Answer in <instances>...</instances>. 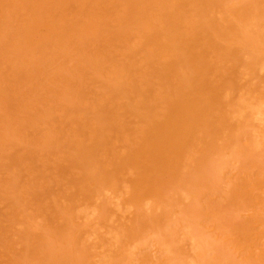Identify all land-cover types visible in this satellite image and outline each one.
I'll return each mask as SVG.
<instances>
[{"label": "rangeland", "instance_id": "rangeland-1", "mask_svg": "<svg viewBox=\"0 0 264 264\" xmlns=\"http://www.w3.org/2000/svg\"><path fill=\"white\" fill-rule=\"evenodd\" d=\"M98 1L0 0V264H264V0Z\"/></svg>", "mask_w": 264, "mask_h": 264}, {"label": "bare ground", "instance_id": "bare-ground-1", "mask_svg": "<svg viewBox=\"0 0 264 264\" xmlns=\"http://www.w3.org/2000/svg\"><path fill=\"white\" fill-rule=\"evenodd\" d=\"M15 1H16V0H15ZM36 1H37V0H36ZM76 1H77V0H76ZM81 1H82V0H81ZM97 1H98V0H97ZM99 1H100V0H99ZM99 1H98V2H99ZM19 2H20V1H19ZM69 2H70V1H69ZM108 2H109V1H108ZM252 2H253V1H252ZM5 3H7V2H5ZM32 3H33V2H32ZM32 3H31V4L29 3V5L34 6ZM62 3H63V2H62ZM85 3H86V2H85ZM100 3H101V2H100ZM47 4H48V2H47ZM53 4L55 5L56 3H53ZM53 4H52V5H53ZM59 4H60V3H59ZM79 4H80V3H79ZM128 4H129V3H128ZM8 5H9V4H8ZM14 5H15V4H13V6H14ZM54 5H53V6H54ZM73 5H74V4H73ZM77 5H78V3H77ZM116 5H117V4H116ZM136 5H137V4H136ZM48 6H49V5H48ZM69 6H71V5H69ZM74 6H76V4H75ZM82 6H83V5H82ZM142 6H143V4H142ZM19 7H21V6H19ZM50 7H52V6L50 5ZM55 7H56V6H55ZM60 7H61V6H60ZM65 7H66V6H65ZM77 7H79V6H77ZM97 7H98V5L96 6V8H97ZM114 7H115V6H114ZM135 7H136V6H135ZM247 7H248V6H247ZM12 8H13V7H12ZM22 8H23V7H22ZM29 8L32 9V8H35V7H30V6H29ZM74 8H75V7H74ZM80 8H81V7H80ZM100 8H101V7H100ZM105 8H106V7H105ZM108 8H110V7L108 6ZM138 8H139V6H138ZM155 8H156V7H155ZM18 9H19V8H18ZM35 9H36V8H35ZM46 9H47V8H46ZM83 9H84V10L86 9L85 6L83 7ZM111 9H112V8H111ZM139 9H140V8H139ZM145 9H146V8H145ZM36 10H37V9H36ZM49 10H51V9H49ZM53 10H54V9H53ZM60 10H61V9H60ZM90 10H91V9H90ZM148 10H149V9H148ZM12 11H14V10H12ZM27 11H28V8H27ZM30 11H31V10H30ZM45 11H46V10H45ZM55 11H57V10H55ZM66 11H67V10H66ZM72 11H74V10H72ZM76 11H77V10H76ZM79 11H80V10H79ZM79 11H78V13H79ZM129 11H130V10H129ZM195 11H196V10H195ZM38 12H39V11H38ZM63 12H64V11H63ZM81 12H82V11H81ZM114 12H116V11H114ZM114 12H113V13H114ZM134 12H135V11H134ZM22 13H24V11H23ZM40 13H41V12H40ZM78 13H77V15H78ZM248 13H249V12H248ZM32 14H33V13L30 14V15H31V16H30L31 19H33V18H32ZM20 15H21V14H20ZM79 15H80V13H79ZM82 15H83V14H82ZM86 15H87V14H86ZM89 15H90V14H89ZM125 15H126V14H125ZM247 15H248V14H247ZM247 15H246V16H247ZM73 16H75V15L73 14ZM80 16H81V15H80ZM91 16H93V15H91ZM97 16H98V15H97ZM112 16H113V15H112ZM119 16H120V15H119ZM238 16H239V15H238ZM249 16H250V15H249ZM4 17H6V15L3 16V18H4ZM21 17H22V16H21ZM33 17H34V16H33ZM35 17H36V16H35ZM39 17H40V16H39ZM58 17H59V16H58ZM71 17H72V16H71ZM78 17H79V16H78ZM120 17H121V16H120ZM3 18H2V19H3ZM8 18H9V17H8ZM69 18H70V17H69ZM90 18H91V17H90ZM94 18H95V16H94ZM107 18H108V17H107ZM237 18H238V17H237ZM22 19H23V17H22ZM36 19H37V18H36ZM50 19H51V18H50ZM67 19H68V17H67ZM71 19H72V18H71ZM73 19H74V18H73ZM109 19H110V18H109ZM0 20H1V19H0ZM7 20H8V19H7ZM25 20H27V19H25ZM29 20H30V19H29ZM52 20H53V19H52ZM62 20H63V19H62ZM68 20H69V19H68ZM76 20H77V19H76ZM92 20H93V19H92ZM98 20H99V19H98ZM105 20H106V19H105ZM107 20H108V19H107ZM250 20H251V19H250ZM10 21H11V19H10ZM23 21H24V19L22 20V22H23ZM30 21H31V20H30ZM43 21H44V20H43ZM66 21H67V20H66ZM77 21H78V20H77ZM80 21H81V20H80ZM4 22H6V20H5ZM8 22H9V21H8ZM31 22H34V21H31ZM44 22H45V21H44ZM52 22H53V21H52ZM87 22H88V21H87ZM98 22H99V21H98ZM113 22H114V20H113ZM127 22H128V21H127ZM134 22H135V21H134ZM147 22H148V21H147ZM34 23H35V22H34ZM36 23H37V21H36ZM41 23H42V22H41ZM53 23H54V22H53ZM84 23H85V22H84ZM26 24H27V22H26ZM38 24H39V23H38ZM79 24H80V23H79ZM91 24H92V23H91ZM95 24H96V23H95ZM132 24H133V23H132ZM5 25H6V24H5ZM72 25H73V24H72ZM87 25L89 26V24H87ZM99 25H100V24H99ZM117 25H118V24H117ZM121 25H122V24H121ZM7 26H8V24H7ZM16 26H17V25H16ZM38 26H39V25H38ZM43 26H44V25H43ZM55 26H56V25H55ZM55 26H54V28H55ZM88 26H87V27H88ZM134 26H135V25H134ZM137 26H138V25H137ZM0 27H1V26H0ZM20 27H21V26H20ZM30 27H31V26H30ZM41 27H42V26H41ZM44 27H45V26H44ZM46 27H47V26H46ZM49 27H50V26H49ZM68 27H69V26H68ZM77 27H78V26H77ZM84 27H85V26H84ZM101 27H102V26H101ZM101 27H100V28H101ZM141 27H142V26H141ZM5 28H6V26H5ZM31 28H32V27H31ZM60 28H61V27H60ZM71 28H72V27H71ZM1 29H2V28H1ZM6 29H7V28H6ZM33 29H34V28H33ZM45 29H46V28H45ZM57 29H58V26H57ZM57 29H56V30H57ZM80 29H81V28H80ZM109 29H110V28H108V30H109ZM111 29H112V28H111ZM2 30H3V29H2ZM8 30H10V29H8ZM28 30H29V29H28ZM30 30H31V29H30ZM30 30H29V31H30ZM37 30H38V29H37ZM61 30H62V29H61ZM65 30H66V29H65ZM73 30H74V28H73ZM78 30H79V29H78ZM96 30H97V29H96ZM23 31H25V30H23ZM58 31H59V30H58ZM69 31H70V30H69ZM82 31H83V30H82ZM105 31H106V30H105ZM112 31H113V30H112ZM2 32H3V31H2ZM21 32H22V31H21ZM21 32H20V33H21ZM52 32H53V31H52ZM54 32H55V30H54ZM77 32H78V31H77ZM100 32H101V31H100ZM107 32H108V31H107ZM110 32H111V31H110ZM119 32H120V31H119ZM206 32H207V31H206ZM5 33H6V32H5ZM8 33H9V32H8ZM18 33H19V31H18ZM18 33H17V35H18ZM58 33H59V32H58ZM66 33H67V32H66ZM113 33H114V32H113ZM11 34H12V33H11ZM35 34H36V33H35ZM45 34H46V33H45ZM45 34H44V35H45ZM64 34H65V32H64ZM8 35H9V34H8ZM44 35H43V36H44ZM49 35L51 36V34H49ZM49 35H48V36H49ZM57 35H58V34H57ZM92 35H93V33H92ZM101 35H102V34H101ZM211 35H212V34H211ZM18 36H19V35H18ZM22 36H23V35H22ZM32 36H34V35H32ZM59 36H60V35H59ZM64 36H65V35H64ZM69 36H70V35H69ZM94 36H95V35H94ZM170 36H171V35H170ZM237 36H238V35H237ZM4 37H5V36H4ZM8 37H9V36H8ZM14 37H15V36H14ZM25 37H26V36H25ZM30 37H31V36H30ZM99 37H100V36H99ZM192 37H193V36H192ZM2 38H3V37H2ZM28 38H29V37H28ZM84 38H85V37H84ZM94 38H95V37H94ZM122 38H123V37H122ZM175 38H177V36H176ZM175 38H174V39H175ZM184 38H185V37H184ZM224 38H225V37H224ZM4 39H5V38H4ZM8 39H9V38H8ZM20 39H22V38H20ZM24 39H25V38H23V40H24ZM30 39H32V38H29V40H30ZM50 39H51V38H50ZM60 39H61V38H60ZM177 39H178V38H177ZM14 40H15V39H14ZM18 40H19V39H18ZM23 40H22V41H23ZM37 40H38V39H37ZM40 40H41V39H40ZM40 40H39V42H40ZM51 40H52V39H51ZM92 40H93V39H92ZM192 40H193V39H192ZM26 41H27V40H25L24 42H26ZM45 41H46V40H45ZM70 41H71V40H70ZM149 41H150V39H149ZM172 41H173V40H172ZM172 41H171V42H172ZM175 41H176V39H175ZM1 42H2V41H1ZM14 42H15V41H14ZM33 42H35V41H33ZM37 42H38V41H37ZM39 42H38V43H39ZM47 42H48V41H47ZM52 42H53V41H52ZM52 42H51V43H52ZM59 42H60V41H59ZM64 42H65V41H64ZM147 42H148V41H147ZM215 42H216V41H215ZM42 43H43V42H42ZM60 43L62 44V42H60ZM85 43H86V42H85ZM179 43H180V42H179ZM33 44H34V43H33ZM171 44H172V43H171ZM174 44H175V43H173V45H174ZM8 45H9V44H8ZM22 45H24V44H22ZM25 45H26V44H25ZM25 45H24V46H25ZM45 45H46V44H45ZM45 45H44V46H45ZM48 45H49V44H47L46 46H48ZM56 45H57V44H56ZM85 45H86V44H85ZM9 46H10V45H9ZM32 46H33V45H32ZM60 46H61V45H60ZM167 46H168V45H167ZM5 47H6V46H5ZM35 47H36V46H35ZM42 47H43V46H42ZM160 47H161V46H160ZM170 47H171V46H170ZM8 48H9V47H8ZM8 48H7V49H8ZM39 48H40V47H39ZM47 48H48V47H46V49H47ZM158 48H159V47H158ZM181 48H182V47H181ZM214 48H215V47H214ZM20 49H21V48H20ZM35 49H37V48H35ZM209 49H210V47H209ZM224 49H225V48H224ZM9 50H10V49H9ZM9 50H8V51H9ZM38 50H39V49H38ZM53 50H54V49H53ZM82 50H83V49H82ZM170 50H171V49H170ZM21 51H22V49H21ZM46 51H47V50H46ZM46 51H43V50H42V53H43V52L46 53ZM161 51H162V50H161ZM188 51H189V50H188ZM11 52H12V51H11ZM35 52H36V51H35ZM86 52H87V51H86ZM176 52L178 53V51H176ZM179 52H180V51H179ZM38 53H39V52H38ZM180 53H181V52H180ZM186 53H187V52H186ZM28 55H29V54H28ZM29 56H30V55H29ZM67 56H68V55H67ZM187 57H188V56H187ZM3 58H4V57H3ZM12 58H13V56H12ZM21 58H22V57H21ZM197 58H198V57H197ZM13 60H14V59H12V61H13ZM28 60H29V59H28ZM28 60H27V61H28ZM181 60H182V59H181ZM32 61H33V60H32ZM55 61H56V60H55ZM74 61H75V60H74ZM171 61H172V60H171ZM53 62H54V61H53ZM78 62H79V61H78ZM80 62H81V61H80ZM180 62H181V61H180ZM192 62L194 63V61H192ZM43 63H44V62H43ZM54 63H55V62H54ZM160 63H161V62H160ZM193 63H192V64H193ZM202 63H203V62H202ZM21 64H22V63H21ZM178 64H179V63H178ZM199 64H200V63H199ZM5 65H6V64H5ZM74 65H75V64H74ZM202 65H203V64H202ZM35 66H36V65H35ZM79 66H80V65H79ZM171 66H172V65H171ZM186 66H187V65H186ZM192 66H193V65H192ZM192 66H191V67H192ZM194 66H195V65H194ZM10 67H11V66H10ZM36 67H37V66H36ZM71 67H72V66H71ZM74 67H75V66H74ZM162 67H163V66H162ZM191 67H190V68H191ZM7 68H8V67H7ZM20 68H21V67H20ZM192 68H193V67H192ZM25 69H26V68H25ZM41 69H42V68H41ZM70 69H71V68H70ZM77 69H78V68H77ZM184 69H185V68H184ZM80 70H81V69H80ZM194 70H195V69H194ZM2 71H3V70H2ZM5 71H6V70H5ZM192 71H193V70H192ZM118 72H119V71H118ZM118 72H117V74H118ZM186 72H187V71H186ZM193 72H194V71H193ZM7 73H8V72H7ZM151 73H152V72H151ZM55 74H56V73H55ZM76 74H77V72L75 73V75H76ZM190 74H191V73H190ZM186 75H187V74H186ZM24 76H25V74H24ZM73 76H74V75H73ZM202 76H203V75H202ZM35 77H36V76H35ZM22 78H23V77H22ZM73 78H74V77H73ZM172 78H173V77H172ZM192 78H193V77H192ZM6 81H7V80H6ZM184 81H185V80H184ZM20 82H21V81H20ZM44 82H45V81H44ZM166 82H167V81H166ZM167 83H168V82H167ZM172 83H173V82H172ZM190 85H191V84H190ZM150 86H151V85H150ZM185 86H186V85H185ZM218 86H219V85H218ZM182 87H183V86H182ZM117 88H118V87H117ZM3 89H4V88H3ZM220 89H221V88H220ZM116 90H117V89H116ZM119 90H120V88H119ZM113 91H114V90H112V92H113ZM169 91H170V90H169ZM171 92H172V91H171ZM171 92H170V93H171ZM136 93H137V92H136ZM168 93H169V92H168ZM214 93H215V91H214ZM114 94H115V92H114ZM221 94L223 95V93H221ZM24 96H25V95H24ZM109 96H111V95H109ZM127 96H128V95H127ZM207 96H208V95H207ZM186 97H188V96H186ZM100 98H102V97H100ZM182 98H183V96H182ZM208 98H209V97H208ZM212 98H213V97H212ZM217 98H218V97H217ZM192 99H193V98H192ZM222 99H224V97H223ZM180 100H181V99H180ZM220 100H221V99H220ZM206 101H207V100H206ZM2 103H3V102H2ZM170 103H171V102H170ZM218 103H219V102H218ZM149 104H150V103H149ZM175 104H176V103H175ZM177 104H178V103H177ZM185 104H187V103L184 102V104H182V102H181V105H184V106H185ZM220 104H221V102H220ZM157 105H158V104H157ZM196 105H197V104H196ZM201 105H203V103H202ZM188 106H189V105H188ZM191 106H192V107H191V109H192V108H193V105H191ZM244 106H245V105H244ZM180 107H182V106H180ZM195 107H196V106H195ZM204 107H205V106H204ZM208 107H209V106H208ZM215 107H216V106H215ZM200 108H201V107H200ZM141 109H142V108H141ZM144 109H145V108H144ZM173 109H175V108H173ZM179 109H180V108H179ZM181 109H182V108H181ZM183 109H184V108H183ZM187 109H188V108H187ZM187 109H186V110H187ZM197 109H198V108H197ZM206 109H207V108H206ZM214 109H215V108H214ZM83 110H84V109H83ZM171 110H172V109H171ZM176 110H177V109H176ZM239 110H240V109H239ZM162 111H163V110H162ZM173 111H174V110H173ZM182 111H183V110H182ZM191 111H193V110H191ZM245 111H246V110H245ZM1 112H2V111H1ZM82 112H83V111H82ZM149 112H150V111H149ZM170 112H171V111H170ZM175 112H176V111H175ZM179 112H181V111H179ZM179 112H178V115H179ZM184 112H185V111H184ZM187 112H188L187 114H189L190 111L187 110ZM157 113H159V112H157ZM185 113H186V112H185ZM185 113H184V114H185ZM203 113L205 114V112H203ZM213 113H214V112H213ZM108 114H109V113H108ZM165 114H166V113H165ZM169 114H170V113H169ZM249 114H250V113H249ZM256 114H257V113H256ZM151 115H152V114H151ZM176 115H177V114H176ZM189 115H190V114H189ZM166 116H167V115H166ZM179 116H180V115H179ZM184 116H185V115H184ZM186 116H187V115H186ZM213 116H214V115H213ZM243 116H244V114H243ZM182 117H183V116H182ZM107 118H108V117H107ZM159 118H160V117H159ZM164 118H165V117H164ZM170 118H171V117H170ZM170 118H169V119H170ZM187 118L191 119L192 117L190 116V117H187ZM194 118H195V117H194ZM194 118H193V120H194ZM215 118H216V117H215ZM45 119H46V118H45ZM116 119H117V118H116ZM149 119H150V118H149ZM149 119H148V120H149ZM151 119H152V118H151ZM245 119H246V117H245ZM97 120H98V119H97ZM154 120H155V119H154ZM156 120H157V119H156ZM160 120H161V119H160ZM164 120H165V119H164ZM170 120H171V119H170ZM196 120H197V119H196ZM151 121H152V120H151ZM174 121H175V120H174ZM185 121H186V120H185ZM185 121H184V122H185ZM155 122H156V121H155ZM162 122H163V121H162ZM162 122H161V123H162ZM167 122H168V121H167ZM189 122H192V119H191V121H189ZM193 122H194V121H193ZM101 123H102V122H101ZM103 123H104V122H103ZM106 123H107V122H106ZM185 123H186V122H185ZM187 123H188V121H187ZM187 123H186V124H187ZM215 123H216V122H215ZM215 123H214V124H215ZM148 124H149V123H148ZM156 124H157V123H155V125H156ZM149 125H150V124H149ZM158 125H159V124H158ZM166 125H167V124H166ZM180 125H181V124H180ZM190 125H191V124H190ZM153 126H154V125H153ZM183 126H184V124H183ZM183 126H182V128H183ZM114 127H115V126H114ZM119 127H120V126H119ZM119 127H118V128H119ZM158 127H159V126H158ZM100 128H101V127H100ZM150 128H152V127H150ZM159 128H160V127H159ZM170 128H171V127H170ZM179 129H180V128H179ZM111 130H113V129H111ZM155 130H156V129H155ZM182 130H183V129H182ZM184 130H185V129H184ZM49 131H50V130H49ZM84 131H85V130H84ZM105 131H106V129H105ZM158 131H159V130H158ZM167 131H168V130H167ZM167 131H166V132H167ZM171 131H172V129H171ZM197 131H198V130H197ZM100 132H101V131H100ZM181 132H182V131H181ZM146 133H147V132H146ZM151 133H152V132H151ZM160 133H161V132H160ZM184 133H185V131H184ZM189 133H190V132H189ZM52 134H53V133H52ZM82 134H83V133H82ZM84 134H85V133H84ZM100 134H101V133H100ZM162 134H164V133H162ZM165 134L167 135V133H165ZM177 134H178V133H177ZM177 134H176V135H177ZM182 134H183V132H182ZM97 135H98V133H97ZM144 135H145V134H144ZM166 135H164V136H166ZM173 135H175V134H173ZM179 135H180V133H179ZM189 135H190V134H189ZM146 136H147V135H146ZM154 136H155V135H154ZM156 136H157V135H156ZM100 137H102V136H100ZM158 137H160V136H158ZM180 137H181V136H180ZM187 137H188V136H187ZM153 138H154V137H153ZM160 138H161V137H160ZM162 138H163V137H162ZM94 139H96V138H94ZM169 139H170V138H169ZM179 139H180V138H179ZM183 139H185V138H183ZM155 140H156V139H155ZM57 141H58V140H57ZM97 141H98V140H97ZM107 141H108V140H107ZM143 141H144V140H143ZM152 141H153V140H152ZM173 141H174V140H173ZM101 143H102V142H101ZM103 143H104V142H103ZM168 143H169V141H168ZM174 143H175V142H174ZM180 144H181V143H180ZM92 145H93V144H92ZM100 145H101V144H100ZM168 145H169V144H168ZM25 146H26V145H25ZM34 146H35V145H34ZM90 146H91V145H90ZM94 146H95V145H94ZM149 147H150V146H149ZM72 148H74V147H72ZM100 148H101V147H100ZM136 148H137V147H136ZM136 148H135V149H136ZM169 148H170V147H169ZM28 149H29V148H28ZM98 149H99V148H98ZM133 149H134V148H133ZM174 149H175V148H174ZM74 150H75V149H74ZM88 150H89V149H88ZM93 150H94V149H93ZM96 150H97V149H96ZM138 150H139V149H138ZM72 151H73V149H72ZM140 151H141V150H140ZM78 152H79V151H78ZM134 152H135V151H134ZM168 152H169V151H168ZM171 152H172V151H171ZM176 152H177V151H176ZM75 153H76V152H75ZM84 153H85V152H84ZM86 153H87V152H86ZM135 153H136V152H135ZM135 153H134V154H135ZM175 154H176V153H175ZM161 155H162V154H161ZM133 156H134V155H133ZM138 156H139V155H138ZM81 157H82V156H79V158H81ZM129 157H130V156H129ZM75 158H76V157H75ZM82 158H84V157H82ZM85 158H86V156H85ZM125 158H126V157H125ZM90 159H91V158H90ZM117 159H118V158H117ZM135 159H136V157H135ZM173 159H174V158H173ZM25 160H26V159H25ZM71 160H72V159H71ZM125 160H126V159H125ZM127 160H128V159H127ZM82 161H83V160H82ZM73 162H75V161L73 160ZM83 162H84V161H83ZM20 165H21V164H20ZM97 165H98V164H97ZM97 165H96V166H97ZM153 165H154V164H153ZM77 166H78V165H77ZM98 166H99V165H98ZM100 166H101V165H100ZM108 167H109V166H108ZM147 167H148V166H147ZM151 168H152V167H151ZM99 169H100V168H99ZM114 169H115V168H114ZM84 170H85V168H84ZM92 171H93V170H92ZM152 171H153V170H152ZM109 172H110V171H109ZM85 173H86V172H85ZM100 173H102V172H100ZM100 173H98V174H100ZM87 174H88V173H87ZM92 174H93V173H92ZM206 174H207V173H206ZM83 175H84V174H83ZM207 175H208V174H207ZM141 179H142V178H141ZM106 180H107V179H106ZM81 181H82V180H81ZM109 181H110V180H109ZM98 183H99V182H98ZM102 183H103V182H102ZM101 185H102V184H101ZM66 224H67V223H66ZM171 234H172V233H171ZM39 242H40V241H39ZM26 244H27V243H26ZM30 244H31V243H30ZM30 244H28V245H30ZM28 245H27V246H28ZM27 252H28V250H27ZM37 255H39V254L37 253ZM55 255H56V254H55ZM59 256H60V255H59ZM39 258H40V257H39ZM47 259H48V258H47ZM49 259H50V258H49ZM58 259H59V258H58ZM33 260H34V259H33ZM58 262H60V261H58Z\"/></svg>", "mask_w": 264, "mask_h": 264}]
</instances>
